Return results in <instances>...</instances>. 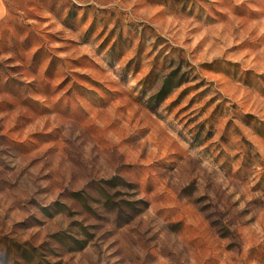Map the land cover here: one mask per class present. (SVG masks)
<instances>
[{
	"label": "rangeland",
	"instance_id": "374dc122",
	"mask_svg": "<svg viewBox=\"0 0 264 264\" xmlns=\"http://www.w3.org/2000/svg\"><path fill=\"white\" fill-rule=\"evenodd\" d=\"M0 264H264V0H0Z\"/></svg>",
	"mask_w": 264,
	"mask_h": 264
},
{
	"label": "trees",
	"instance_id": "16d2710c",
	"mask_svg": "<svg viewBox=\"0 0 264 264\" xmlns=\"http://www.w3.org/2000/svg\"><path fill=\"white\" fill-rule=\"evenodd\" d=\"M163 89H164V91H165V89H166V86H165Z\"/></svg>",
	"mask_w": 264,
	"mask_h": 264
}]
</instances>
